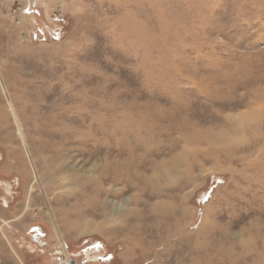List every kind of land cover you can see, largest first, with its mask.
Listing matches in <instances>:
<instances>
[{
  "label": "rangeland",
  "instance_id": "rangeland-1",
  "mask_svg": "<svg viewBox=\"0 0 264 264\" xmlns=\"http://www.w3.org/2000/svg\"><path fill=\"white\" fill-rule=\"evenodd\" d=\"M63 244L264 264V0H0V264Z\"/></svg>",
  "mask_w": 264,
  "mask_h": 264
},
{
  "label": "bare ground",
  "instance_id": "bare-ground-1",
  "mask_svg": "<svg viewBox=\"0 0 264 264\" xmlns=\"http://www.w3.org/2000/svg\"><path fill=\"white\" fill-rule=\"evenodd\" d=\"M13 110V109H12ZM13 114H14V116H15V119H16V121H17V115H16V113H15V111L13 112ZM6 205L8 206V204L6 203ZM63 250H64V252H65V254H66V257H67V264H71V260H70V256H69V253H68V250H67V247L65 246V244H63Z\"/></svg>",
  "mask_w": 264,
  "mask_h": 264
},
{
  "label": "water",
  "instance_id": "water-1",
  "mask_svg": "<svg viewBox=\"0 0 264 264\" xmlns=\"http://www.w3.org/2000/svg\"><path fill=\"white\" fill-rule=\"evenodd\" d=\"M72 264H76L75 262H73Z\"/></svg>",
  "mask_w": 264,
  "mask_h": 264
},
{
  "label": "flooded vegetation",
  "instance_id": "flooded-vegetation-1",
  "mask_svg": "<svg viewBox=\"0 0 264 264\" xmlns=\"http://www.w3.org/2000/svg\"><path fill=\"white\" fill-rule=\"evenodd\" d=\"M76 263V262H75ZM77 264V263H76Z\"/></svg>",
  "mask_w": 264,
  "mask_h": 264
}]
</instances>
